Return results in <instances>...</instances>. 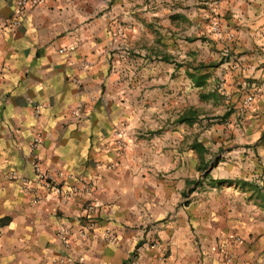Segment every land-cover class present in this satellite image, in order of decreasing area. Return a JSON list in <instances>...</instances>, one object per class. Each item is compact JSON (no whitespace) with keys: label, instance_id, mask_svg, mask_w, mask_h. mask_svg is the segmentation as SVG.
Segmentation results:
<instances>
[{"label":"crops","instance_id":"crops-1","mask_svg":"<svg viewBox=\"0 0 264 264\" xmlns=\"http://www.w3.org/2000/svg\"><path fill=\"white\" fill-rule=\"evenodd\" d=\"M196 3L0 0V264H264V0Z\"/></svg>","mask_w":264,"mask_h":264},{"label":"built area","instance_id":"built-area-1","mask_svg":"<svg viewBox=\"0 0 264 264\" xmlns=\"http://www.w3.org/2000/svg\"><path fill=\"white\" fill-rule=\"evenodd\" d=\"M42 0H15L16 11L17 13H21L27 6H35ZM14 25H17V21H13ZM32 169L34 173V183H31L30 179L24 175H19L15 171L8 174L7 178L9 180H14L19 178L21 181V188L24 192L29 193L36 201H40L42 199V194L39 192L37 185L42 186L46 194L50 196L51 199H61L62 197H66L68 195L65 192L61 185L56 183L54 177L44 170L37 159L32 160ZM95 213L96 206L93 203H89L85 207V217L87 218L88 226L93 227L95 225ZM66 230H59V235L64 236ZM83 234V232H81Z\"/></svg>","mask_w":264,"mask_h":264},{"label":"rangeland","instance_id":"rangeland-1","mask_svg":"<svg viewBox=\"0 0 264 264\" xmlns=\"http://www.w3.org/2000/svg\"><path fill=\"white\" fill-rule=\"evenodd\" d=\"M209 1H211V0H197V3H196V5L198 6V7H201V8H204V7H208V4H209ZM213 6V5H212ZM211 6V7H212ZM213 8V7H212ZM209 11H210V8H209ZM211 12V11H210ZM210 18L208 19L207 18V22L209 21V20H212V22H214V21H216L214 18H216L217 17V15L216 14H214V13H212V15H210L209 16ZM214 19V20H213ZM214 28V27H213ZM213 31H215L214 29L212 30V33H214ZM216 32V31H215ZM207 33V35H208V32H206ZM214 49H215V47H213V51H214ZM213 62H215V61H213ZM214 71V70H213ZM216 86H214V84H213V87H211L212 89H213V91H215V92H218L217 94L219 95V96H222V97H229L230 96V94H225V93H221V90H219L218 89V87H217V84H215ZM220 87H222V85H220ZM214 99H216V98H214ZM215 101V100H214ZM215 105H214V102H213V104H212V107H214ZM215 122V121H214Z\"/></svg>","mask_w":264,"mask_h":264},{"label":"trees","instance_id":"trees-1","mask_svg":"<svg viewBox=\"0 0 264 264\" xmlns=\"http://www.w3.org/2000/svg\"><path fill=\"white\" fill-rule=\"evenodd\" d=\"M227 114H225L224 116H226Z\"/></svg>","mask_w":264,"mask_h":264}]
</instances>
